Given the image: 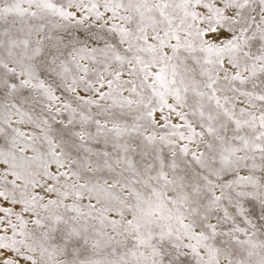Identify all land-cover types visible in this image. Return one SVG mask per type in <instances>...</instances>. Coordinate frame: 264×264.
<instances>
[{
	"label": "snow or ice",
	"instance_id": "snow-or-ice-1",
	"mask_svg": "<svg viewBox=\"0 0 264 264\" xmlns=\"http://www.w3.org/2000/svg\"><path fill=\"white\" fill-rule=\"evenodd\" d=\"M0 264H264V0H0Z\"/></svg>",
	"mask_w": 264,
	"mask_h": 264
}]
</instances>
